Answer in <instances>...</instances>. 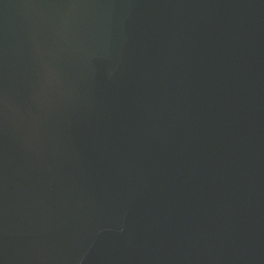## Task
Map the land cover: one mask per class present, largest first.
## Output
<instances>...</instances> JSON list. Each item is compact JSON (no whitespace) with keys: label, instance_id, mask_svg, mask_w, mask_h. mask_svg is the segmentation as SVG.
<instances>
[{"label":"water","instance_id":"obj_1","mask_svg":"<svg viewBox=\"0 0 264 264\" xmlns=\"http://www.w3.org/2000/svg\"><path fill=\"white\" fill-rule=\"evenodd\" d=\"M0 264H264V0H0Z\"/></svg>","mask_w":264,"mask_h":264}]
</instances>
